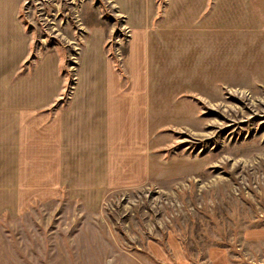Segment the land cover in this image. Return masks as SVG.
Returning a JSON list of instances; mask_svg holds the SVG:
<instances>
[{
    "label": "crops",
    "instance_id": "crops-1",
    "mask_svg": "<svg viewBox=\"0 0 264 264\" xmlns=\"http://www.w3.org/2000/svg\"><path fill=\"white\" fill-rule=\"evenodd\" d=\"M119 1L133 31L126 70L92 29L73 99L53 108L58 59L20 72L30 53L22 0H0V221L63 192L95 212L110 191L186 175L174 172L179 160L157 154L160 128L184 126L170 121L195 109L183 112L180 94L240 75L264 79V27L252 0H169L159 20L156 0Z\"/></svg>",
    "mask_w": 264,
    "mask_h": 264
},
{
    "label": "rangeland",
    "instance_id": "rangeland-1",
    "mask_svg": "<svg viewBox=\"0 0 264 264\" xmlns=\"http://www.w3.org/2000/svg\"><path fill=\"white\" fill-rule=\"evenodd\" d=\"M252 1L264 27V0ZM168 2L156 0L155 20ZM19 9L30 41L20 72L58 59L63 86L53 108L73 99L92 29L126 70L133 31L119 0H22ZM241 77L183 92L178 107L195 106L188 120L158 131V156L179 160L174 172L186 175L110 191L95 212L63 192L4 217L0 264H264V79Z\"/></svg>",
    "mask_w": 264,
    "mask_h": 264
}]
</instances>
